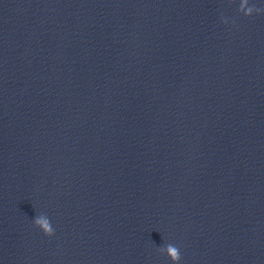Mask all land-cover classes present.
Masks as SVG:
<instances>
[{
	"label": "clouds",
	"instance_id": "1",
	"mask_svg": "<svg viewBox=\"0 0 264 264\" xmlns=\"http://www.w3.org/2000/svg\"><path fill=\"white\" fill-rule=\"evenodd\" d=\"M248 0H245V3H247ZM241 8H243V5H241ZM261 12L264 11V9L256 8L255 6H251L247 9L245 12L246 16H251L253 12ZM35 223L42 229V232L46 236H53L54 235V228L51 225V222L44 218H38L36 219ZM166 252L170 260L172 261V264H179L181 260V253L177 246L173 244H167L165 246Z\"/></svg>",
	"mask_w": 264,
	"mask_h": 264
}]
</instances>
